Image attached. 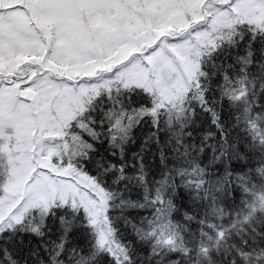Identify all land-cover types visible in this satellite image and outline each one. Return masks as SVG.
<instances>
[{"label":"snow or ice","instance_id":"1","mask_svg":"<svg viewBox=\"0 0 264 264\" xmlns=\"http://www.w3.org/2000/svg\"><path fill=\"white\" fill-rule=\"evenodd\" d=\"M0 264H264V0H0Z\"/></svg>","mask_w":264,"mask_h":264}]
</instances>
